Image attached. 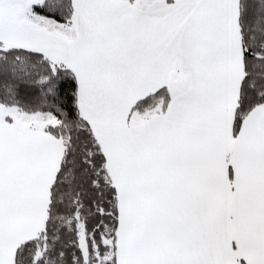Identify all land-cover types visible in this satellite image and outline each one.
Listing matches in <instances>:
<instances>
[{
	"label": "snow or ice",
	"instance_id": "snow-or-ice-1",
	"mask_svg": "<svg viewBox=\"0 0 264 264\" xmlns=\"http://www.w3.org/2000/svg\"><path fill=\"white\" fill-rule=\"evenodd\" d=\"M0 264H264V0H0Z\"/></svg>",
	"mask_w": 264,
	"mask_h": 264
}]
</instances>
